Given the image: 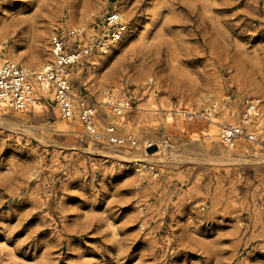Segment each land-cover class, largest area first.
<instances>
[{"label": "rangeland", "instance_id": "rangeland-1", "mask_svg": "<svg viewBox=\"0 0 264 264\" xmlns=\"http://www.w3.org/2000/svg\"><path fill=\"white\" fill-rule=\"evenodd\" d=\"M113 10L130 37L71 67L99 136L51 92L0 106V264H264V0H0V62L39 68L55 32L92 40ZM109 95L132 109L108 117ZM210 119L254 139L226 147Z\"/></svg>", "mask_w": 264, "mask_h": 264}, {"label": "built area", "instance_id": "built-area-1", "mask_svg": "<svg viewBox=\"0 0 264 264\" xmlns=\"http://www.w3.org/2000/svg\"><path fill=\"white\" fill-rule=\"evenodd\" d=\"M104 27L102 35L88 41L81 26L55 32L50 38L51 58L39 68H26L11 60L0 63V103L17 110H24L40 102L45 92H51L62 118L71 119L76 114L88 133L99 136L95 124L94 106L83 101L79 104L75 102L72 93L71 67L94 52L106 53L114 42L121 39L127 31L128 24L118 11L113 10L105 16ZM258 101V99L248 100L243 114L244 119L255 115ZM105 104L118 116L132 109L131 102L124 97L109 95ZM210 114L208 112V115ZM106 135L108 141L114 144L120 145L125 141V137L120 136L114 126L107 128ZM219 136L221 142L231 148L242 137L254 139L253 133L246 132L242 125L233 124L221 127ZM128 140L132 144L136 142L132 137H128Z\"/></svg>", "mask_w": 264, "mask_h": 264}, {"label": "bare ground", "instance_id": "bare-ground-1", "mask_svg": "<svg viewBox=\"0 0 264 264\" xmlns=\"http://www.w3.org/2000/svg\"><path fill=\"white\" fill-rule=\"evenodd\" d=\"M116 8V7H115ZM134 31V30H133ZM130 30H127L125 33H124V35L121 37V39L120 40H118V41H116V42H114L113 43V45L107 50V52L108 51H110V52H116V51H118L120 48H121V45L130 37ZM72 40V39H71ZM70 40V41H71ZM121 51V50H120ZM106 52V53H107ZM100 55H105V54H100ZM1 60H17V58L15 57V56H12V55H9V56H6V57H4L3 59L1 58ZM94 61V60H93ZM1 63V62H0ZM96 63H98V62H96ZM45 64V63H44ZM43 64V65H44ZM22 65L24 66V67H26V68H30V63H27V62H23L22 63ZM32 68V67H31ZM46 93V96L48 95V92H45ZM75 95V94H74ZM76 97V96H75ZM78 98V97H77ZM53 99V98H52ZM81 99V98H80ZM46 100V99H45ZM105 101H106V99L105 98H103L102 99V101L100 102V104H101V106L102 107H104L103 108V110H104V112H106V114H108V117H111V118H113V116L114 115H116V114H114V115H112V113L109 111V110H107V108L105 109ZM208 104V103H207ZM214 104V103H213ZM0 106H5L4 104H2V103H0ZM35 106H37V105H35ZM203 106H205V105H203ZM218 106V105H217ZM6 107V106H5ZM7 107H9V106H7ZM209 107V106H208ZM9 108H11V107H9ZM101 109V108H100ZM102 110V111H103ZM210 110V109H209ZM216 110V109H215ZM211 113V112H210ZM242 113V112H241ZM263 113V112H262ZM116 116H118V115H116ZM124 119L125 118H120L119 119V121H118V123L119 124H123V121H124ZM225 119V118H224ZM216 126H220V127H223L224 125H228L227 124V121L226 120H216V119H210ZM246 120V119H245ZM112 121V120H111ZM115 123V122H114ZM117 123V122H116ZM247 123V122H246ZM78 124V123H77ZM82 125V124H81ZM80 125V126H81ZM79 127V126H78ZM65 128L66 129H68L69 128V126H65ZM80 129V128H79ZM83 130V129H82ZM85 130V129H84ZM213 132H215V129H214V131ZM261 133L263 134V136H264V130H262L261 131ZM87 135V134H86ZM91 135V134H90ZM89 136V135H88ZM91 137V136H90ZM213 138V137H212ZM219 140V139H218ZM262 140H264V137H262L261 138V140H260V142L262 141ZM217 142V141H216ZM151 143H149V145H150ZM215 144V143H214ZM264 144V143H263ZM221 146H223L224 147V145H221ZM227 147V146H226ZM231 148V147H230ZM223 150V149H222ZM229 150H231V149H229ZM226 151H227V149H226ZM231 153V152H230ZM229 153V154H230ZM235 154V153H234ZM231 155V154H230Z\"/></svg>", "mask_w": 264, "mask_h": 264}]
</instances>
